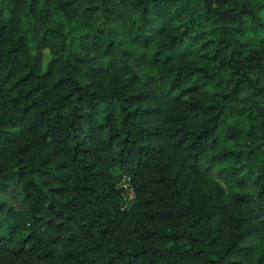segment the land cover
Masks as SVG:
<instances>
[{"label":"trees","instance_id":"trees-1","mask_svg":"<svg viewBox=\"0 0 264 264\" xmlns=\"http://www.w3.org/2000/svg\"><path fill=\"white\" fill-rule=\"evenodd\" d=\"M263 14L0 0V264H264Z\"/></svg>","mask_w":264,"mask_h":264},{"label":"built area","instance_id":"built-area-1","mask_svg":"<svg viewBox=\"0 0 264 264\" xmlns=\"http://www.w3.org/2000/svg\"><path fill=\"white\" fill-rule=\"evenodd\" d=\"M117 189L121 193L123 209H129L135 200V191L131 183V178L127 175L122 176L117 184Z\"/></svg>","mask_w":264,"mask_h":264},{"label":"rangeland","instance_id":"rangeland-1","mask_svg":"<svg viewBox=\"0 0 264 264\" xmlns=\"http://www.w3.org/2000/svg\"><path fill=\"white\" fill-rule=\"evenodd\" d=\"M262 16H263V19H264V14Z\"/></svg>","mask_w":264,"mask_h":264}]
</instances>
